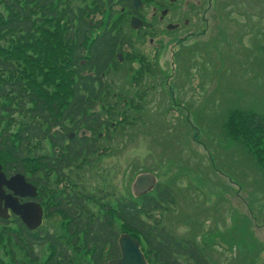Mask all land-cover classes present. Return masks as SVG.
Returning <instances> with one entry per match:
<instances>
[{"label": "rangeland", "instance_id": "374dc122", "mask_svg": "<svg viewBox=\"0 0 264 264\" xmlns=\"http://www.w3.org/2000/svg\"><path fill=\"white\" fill-rule=\"evenodd\" d=\"M186 1L191 6L189 14L179 20L181 15L176 13L171 23L182 29L186 19L190 26L184 31L199 29V17L204 14L209 28L197 41H188L177 51L173 62L171 45L158 48L154 63L158 81L149 78V84L130 89L128 77L137 65L134 60L118 63L117 71L106 77L111 84L109 102L117 103L118 108L124 99L125 104L130 97L146 92L139 101L141 122L127 131L124 142L114 135L109 145L101 142L110 152L81 172L87 182L84 187L89 191L104 187L109 195L123 197V176L129 193L135 176L149 170L159 183L169 184L178 193L176 203L182 207L170 210L165 220L174 235L202 232L196 242L203 245L207 241L206 252L214 264H264V178L251 157L223 135L229 110L264 116V0H218L224 15L211 7L217 0H210L209 5L208 0ZM229 11L228 17L242 24L223 20ZM250 16L252 19H247ZM168 23L156 30L159 37L154 38V44L136 41L126 26L124 34L131 40V51L148 58L153 45L174 37L165 30ZM178 33L182 31L174 35ZM164 75L174 85L159 86ZM150 84L156 88L151 89ZM103 103L102 108L111 104ZM91 210L95 212L94 207ZM42 228L64 235L58 217L45 219ZM34 249L43 263L47 248ZM17 258L25 260L21 253ZM0 259L8 260L1 247Z\"/></svg>", "mask_w": 264, "mask_h": 264}, {"label": "trees", "instance_id": "16d2710c", "mask_svg": "<svg viewBox=\"0 0 264 264\" xmlns=\"http://www.w3.org/2000/svg\"><path fill=\"white\" fill-rule=\"evenodd\" d=\"M85 1L0 0V164L5 175L21 173L38 187L37 201L44 202L47 218L60 216L64 230L56 238L30 233L13 217L0 220V247L8 258L0 264H19V253L27 260L23 264H38L33 249L44 245L49 251L46 264H106L120 256L117 240L123 233L140 243L147 264H214L195 238H175L162 218L154 217L174 203L167 187L136 200L120 197L111 205L108 192L96 194L98 188L94 194L87 188L60 193L49 186L51 170L60 172L82 160L89 165L97 134L115 121H102L95 109L102 92L99 77L114 60L118 41L109 35L98 38L83 56L96 26L83 10L74 11L72 3ZM98 7L94 4L90 14ZM115 107L105 114L112 117ZM54 127L59 129L51 134ZM80 129L90 137L75 136L62 149L66 134ZM223 130L264 175V117L234 110ZM47 143L59 148L54 160L37 151Z\"/></svg>", "mask_w": 264, "mask_h": 264}, {"label": "water", "instance_id": "95a60500", "mask_svg": "<svg viewBox=\"0 0 264 264\" xmlns=\"http://www.w3.org/2000/svg\"><path fill=\"white\" fill-rule=\"evenodd\" d=\"M136 27V26H134ZM153 185V179L150 175H141L136 178L133 185V192L136 195L147 192ZM4 187L11 192L6 195ZM35 197V189L25 184L23 177L17 175L6 181L0 168V217L7 219V210L17 216L33 230L37 228L41 222L42 211L39 205L27 203L19 205L17 198H33ZM2 203L4 207L2 209ZM119 246L121 251V258L109 262L108 264H145L143 256L141 255L136 241L126 235L119 238Z\"/></svg>", "mask_w": 264, "mask_h": 264}, {"label": "flooded vegetation", "instance_id": "af4514ba", "mask_svg": "<svg viewBox=\"0 0 264 264\" xmlns=\"http://www.w3.org/2000/svg\"><path fill=\"white\" fill-rule=\"evenodd\" d=\"M170 2L173 1V0H169ZM156 6L152 8V11H151V18L152 17H155L157 15V13H159V17H158V21L160 23L166 21L167 19H169L171 17V8L167 7L165 8L164 5L166 4V0H159L156 2ZM144 7L146 6V4L143 5ZM188 10V2H184V5H183V13L187 12ZM163 11H167V13L165 14V16L162 18L161 17V13ZM181 17L183 18V16L181 15ZM181 17L179 18V20L181 19ZM184 20V19H183ZM188 25V22L187 21H183L182 22V26H184V28H186ZM178 28V26H177ZM149 42H151V40H149ZM152 43V42H151Z\"/></svg>", "mask_w": 264, "mask_h": 264}]
</instances>
